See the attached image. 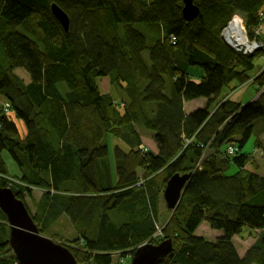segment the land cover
<instances>
[{
  "label": "trees",
  "instance_id": "1",
  "mask_svg": "<svg viewBox=\"0 0 264 264\" xmlns=\"http://www.w3.org/2000/svg\"><path fill=\"white\" fill-rule=\"evenodd\" d=\"M193 3L199 14L186 22L183 0H0V98L10 112L0 107V187L23 202L40 191L33 221L46 231L66 217L82 243L66 246L79 264H113V254L132 258L145 243L169 238L173 249L161 264H264V176L247 170L255 166L250 154L225 156L256 119L264 122V66L250 75L263 53L243 56L220 37L240 14L253 39L264 24V0ZM53 4L68 16L67 32ZM191 67L202 72L197 80ZM103 79L126 101L104 92ZM240 86L257 98L242 105L233 92ZM224 88L227 98L212 110L185 113L186 102ZM136 126L160 137L157 153L140 152ZM108 135L128 146H113L114 173ZM207 147L212 152L204 157ZM4 153L18 169L12 181ZM214 158H232L237 171L225 176ZM177 173L192 176L160 230L161 192ZM196 208L221 231L215 240L187 230ZM243 230L253 243L240 254L233 238ZM9 232L0 211V264H17Z\"/></svg>",
  "mask_w": 264,
  "mask_h": 264
},
{
  "label": "rangeland",
  "instance_id": "2",
  "mask_svg": "<svg viewBox=\"0 0 264 264\" xmlns=\"http://www.w3.org/2000/svg\"><path fill=\"white\" fill-rule=\"evenodd\" d=\"M243 20V19H242ZM245 24V23H244ZM245 27V32H246V38L247 40H251L250 39V34H249V29L246 27V25H244ZM258 37H260L261 39H263L264 35L262 34V32L258 31L257 32ZM263 52H261L262 54ZM255 54V53H254ZM252 65H253V69L250 71L251 72V76H254L255 74H257L262 67L264 66V53L260 56V57H255L252 61ZM249 72V73H250ZM16 75H18V77L23 80L25 83L29 82V76L27 75V73L21 69H16L15 70ZM201 70L198 67H191L188 69V74L190 76L193 77V79H198L199 76L201 75ZM100 87L104 92H109L111 94V97H113V99L116 102H122L123 100L126 101L125 95L121 94V92L116 89L114 86H112L107 79H103L100 81ZM242 86L237 87L233 92L237 93V99L239 100V102L243 105L247 102H249L251 99L253 102V100L255 98H257L256 93L254 92V89L252 87H246V88H242ZM264 90V86L262 87V89L260 90V92H262ZM228 90H226L224 88V90L221 92V95L217 96V97H212L209 99H203V98H199L196 99L194 101H191L188 106H187V112H193V108H198V107H204L207 110H212L216 104L218 102H220L222 99L227 98V96H225L227 94ZM5 102L3 99L0 98V107L2 109L5 108ZM191 110V111H189ZM17 127L19 129V131L21 132V135H23V125L21 122H16ZM137 127V131L139 133V136H142L141 138V142H142V146L140 147V152H152L151 149H153L155 152H157L159 149H157L158 145H157V140L155 139L156 135L155 133L146 130L140 126H136ZM264 122L262 119H256L254 121L253 124V129L251 130V132L247 131L248 134H242V136L239 139V143L238 145H242L244 148L242 151L245 153H248L251 155V158L253 159L256 168L258 169V171L260 172V174L262 176H264V155H261V157H259V153L258 151H255V144L254 142L258 139H260L261 143L264 142ZM106 143L108 145V149H109V155H108V161L110 163V166L112 168V173L115 172V160H114V153H113V146L117 145L119 147L122 148V150H125L126 152H128V146L119 139H116L114 136H107L106 139ZM229 146V145H228ZM226 146V149L227 147ZM260 147H263L260 146ZM258 148V147H257ZM210 150V148H206L205 150V156H208V151ZM134 155V162L137 159V155ZM3 158L4 161L6 163V167H7V171H8V175L6 176V178L9 181H12V179L14 180V177L18 174V169L16 167V165L13 163V161L11 160V158L9 156H7V154H3ZM214 162L217 168L221 169L222 173L225 176H231L233 175L236 171H237V167L235 166V164L233 163L232 158L229 159V161L227 163H224L221 160H217L214 158ZM252 165L249 164V167H247L248 169H250ZM254 167H252L253 169ZM141 169L139 167H137V169L135 170V174L136 178L141 174ZM5 180V177L3 178ZM11 185V184H10ZM163 191L161 192V201H160V205H159V213H158V219H159V229L161 230L167 223H169V219H170V210H168L166 208V204L163 200ZM41 192L40 191H33L31 198H29L27 196V194L23 195L24 198V203L25 206L28 210V212L30 213V215H34L35 213V206L34 203L37 201V199L39 198ZM204 215V212L200 209V208H196L192 215L190 216L188 223H187V230L192 233L195 236H199V237H203L204 239L208 240V241H213L215 240L217 237H219L221 234V231H216V230H211L210 227L208 226V224L202 220V217ZM39 229V233L47 238L52 239L53 241L60 243L64 246H72L74 244H78L80 245V247H82V243L78 240V234L75 231V229L73 228V226L71 225V223L69 222V220L66 217H61L60 219H58V221L55 222V224H53L52 227H50L49 229H47L46 231H44L41 227L38 226ZM246 230H243V232H245ZM148 241H152V239H149ZM233 243L235 245V247L238 249V252L240 254H243L246 250V248H248L249 246H251V244L253 243V238H251L249 235H247V233H243L242 235L233 238ZM130 255L128 254V252L126 251L125 253L121 254H113V264H130L131 262V258Z\"/></svg>",
  "mask_w": 264,
  "mask_h": 264
},
{
  "label": "water",
  "instance_id": "3",
  "mask_svg": "<svg viewBox=\"0 0 264 264\" xmlns=\"http://www.w3.org/2000/svg\"><path fill=\"white\" fill-rule=\"evenodd\" d=\"M51 12L67 32L68 16L55 4L51 5ZM198 14L199 8L193 0H183L182 16L186 22L194 20ZM191 176V173H177L167 180L163 199L168 210L173 211L177 207ZM0 211L10 228L8 243L17 264H79L66 246L39 233L25 203L15 196L9 186L0 187ZM172 249L170 238L157 245L145 243L135 250L130 264H161Z\"/></svg>",
  "mask_w": 264,
  "mask_h": 264
},
{
  "label": "built area",
  "instance_id": "4",
  "mask_svg": "<svg viewBox=\"0 0 264 264\" xmlns=\"http://www.w3.org/2000/svg\"><path fill=\"white\" fill-rule=\"evenodd\" d=\"M243 19L241 21V23L243 24V29L245 31V27L244 24V18H242V16L240 14H234L231 18V20L229 21L228 25L224 28L223 30V38L224 40L234 49V51L236 53H239L243 56H249V55H253L254 53H257L258 51L263 52L264 53V37L263 39H261L260 37H258L257 32L260 31L262 32V34L264 35V24L260 25L257 29L253 30L254 33V38L251 40H247V38H245V41L242 44H237L234 37H231L229 35H227L226 31L228 30V27L231 25V23L234 21V19L236 18H240ZM259 18L260 20H264V13L260 12L259 13ZM247 27V26H246ZM246 34V32H245ZM4 112L6 114H9L10 112L8 111V105H5V108L3 109ZM239 152V148L237 146H228L227 149L225 150V156H234L235 153Z\"/></svg>",
  "mask_w": 264,
  "mask_h": 264
},
{
  "label": "bare ground",
  "instance_id": "5",
  "mask_svg": "<svg viewBox=\"0 0 264 264\" xmlns=\"http://www.w3.org/2000/svg\"><path fill=\"white\" fill-rule=\"evenodd\" d=\"M242 18H243V16H242ZM241 21H242L241 17L239 19L238 18L234 19V21L231 23V25L228 27V30L226 31L227 35H229L231 37H234L236 43L239 44V45L242 44L245 41V38H246V34H245L244 29H243V24L241 23ZM223 30L224 29H222V31L220 32L221 39L223 40V42L228 47H230L234 51V49L224 40V38H223ZM141 138H142V136H140V140H141Z\"/></svg>",
  "mask_w": 264,
  "mask_h": 264
},
{
  "label": "crops",
  "instance_id": "6",
  "mask_svg": "<svg viewBox=\"0 0 264 264\" xmlns=\"http://www.w3.org/2000/svg\"><path fill=\"white\" fill-rule=\"evenodd\" d=\"M212 98V97H211ZM192 101H194V100H192ZM252 101V99L249 101V102H247V103H250ZM191 101H189V102H186L185 104H184V111H185V113L186 114H188V113H192V112H187V106H188V104L190 103ZM247 103H245V104H247ZM194 110H193V112L194 111H196V110H207L206 108H204V107H198V108H195V107H192ZM189 111H191V110H189ZM249 132H251L250 130H249ZM244 135L245 134H248V132L247 131H245L244 133H243ZM155 139L157 140V145H158V147H157V149H159L160 148V146H161V139H160V137L159 136H156L155 137ZM258 141L259 142H254V144H255V150H254V152L255 151H258V153H259V157H261V155H264V150H263V147H258L257 148V143H261L260 142V139H258ZM262 146V145H261ZM238 148H239V150H240V152L239 153H241V154H244L245 152H243L242 150L244 149V148H242L243 146L242 145H238L237 146ZM151 151H152V153H157V152H155L153 149H151ZM212 152V150L210 149L209 151H208V154H210ZM248 154V153H247ZM249 155V154H248ZM253 160V159H252ZM253 163H254V161H253ZM255 164V163H254ZM250 165H252V164H250ZM247 167H249V165H247ZM252 167H256V165L255 166H251L250 167V169H248L247 168V170H249V171H254V172H256L257 174H259V175H261L260 174V172L258 171V169L257 168H253L252 169Z\"/></svg>",
  "mask_w": 264,
  "mask_h": 264
}]
</instances>
